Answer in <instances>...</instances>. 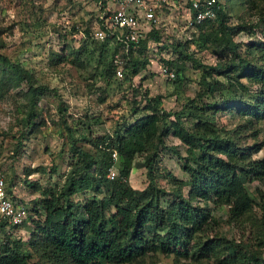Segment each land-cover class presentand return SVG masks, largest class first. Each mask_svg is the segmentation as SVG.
<instances>
[{
	"label": "rangeland",
	"instance_id": "374dc122",
	"mask_svg": "<svg viewBox=\"0 0 264 264\" xmlns=\"http://www.w3.org/2000/svg\"><path fill=\"white\" fill-rule=\"evenodd\" d=\"M221 2L228 26L244 24L247 28L252 27L253 31L247 29L230 35L229 46L216 45L209 38L202 39L200 32L206 36L214 31L217 20L203 28L188 43L186 51L207 66L221 64L222 60L229 62L235 59L238 62L237 55H240L249 62L247 73L251 64L261 63L264 0ZM98 11L97 0H0V54L30 75L33 85L45 87L44 93L36 100L33 115L29 117L28 83L24 81L13 88L3 82L2 70L5 67L0 64V177L4 178L14 197L29 206L24 224L9 233L24 243L32 255L30 261L39 260L34 250L38 248L37 237H40L38 227L46 217L41 201L57 196L67 177L80 163L81 156L76 154L75 148L92 158H100L103 152L106 153V145L111 143L116 129L125 130L127 125L150 113L145 108L147 100L142 97L144 94L151 98L159 97L158 115L188 109L191 99L195 100L194 105H211L209 109H203L204 117L211 125L232 136L240 147L260 145L259 152L250 160L264 158V121L251 126L237 114L238 108H242L239 99L252 102L256 86H251L250 91L238 88L237 94L224 91L226 101L218 93H205L198 97L197 94L203 91L201 71L190 61L183 63L180 86L160 75L156 63L150 60L147 68L129 82L117 76H107L112 47L98 42L93 36L99 20ZM163 56L165 60L173 58L179 62L178 55ZM238 70L227 65V73L218 78L224 80L230 74L237 78ZM241 81L248 83L245 78ZM224 102L228 105L234 103V106L225 108ZM184 118L187 119L185 123L191 126L193 120L186 113L182 116ZM173 119L171 116L167 121ZM186 150V146L171 133L161 135V141L154 138L146 152L134 157L129 185L136 190L147 186V171L138 163L151 153L157 155L153 162L159 187L169 191L173 179L187 184L189 176L182 169ZM121 165L118 157L114 169ZM246 187L260 202L258 190L264 196V184L247 180ZM187 189L185 185V193ZM106 190L104 187V192ZM104 192L85 190L74 195L73 199L82 207L94 196L103 197ZM208 209L216 219L215 229L198 234L193 243L205 241L207 237L225 238L243 250L262 240L260 228L264 227V212L260 207L254 206L251 215L241 224L227 220L226 206L209 204ZM112 213L115 209L108 208L106 214ZM5 234L0 235V245L6 240ZM191 255L192 251L187 257L179 258L150 252L133 264H215L212 258L194 259Z\"/></svg>",
	"mask_w": 264,
	"mask_h": 264
},
{
	"label": "trees",
	"instance_id": "16d2710c",
	"mask_svg": "<svg viewBox=\"0 0 264 264\" xmlns=\"http://www.w3.org/2000/svg\"><path fill=\"white\" fill-rule=\"evenodd\" d=\"M217 20L216 29L206 36L200 31L212 23L201 25L199 32L202 39L209 38L216 45L229 46L230 35L247 29L253 31L252 27L247 28L244 24L228 26L222 8L218 11ZM152 38L153 35H150L141 41L140 55H123L128 59L124 81H131L147 68L149 60L141 54ZM188 43L164 47H169L182 63L165 61L176 74L172 83L180 86L183 63L190 61L201 71L203 91L197 94L198 97L205 93H218L225 100L224 91L237 94L238 88L250 91L251 86H256L252 102L239 99L242 108H238L237 114L251 126L264 121V44L259 55L261 63L251 64L246 73L249 62L240 55H237L238 62L235 59L229 62L222 60L221 64L207 66L188 54ZM0 64L5 67L2 70L3 82L13 88L24 81L28 83L30 108L27 115L31 117L36 100L44 93L45 87L33 85L30 75L23 73L20 66L12 64L2 54ZM227 65L231 69H239L237 78L230 74L220 80L218 76L227 73ZM107 76H116L112 61ZM242 78L248 83L242 82ZM142 97L147 100L145 108L150 113L127 125L125 130L116 129L111 143L106 145V153L103 152L100 158H92L76 147V154L81 156L80 163L67 177L57 196L41 201L46 217L38 227L40 237H37L38 248L34 250L38 261H30V251L21 240L14 238L13 233H9L19 226L9 225L6 219L0 218V235L7 233L6 240L0 245V264H133L150 252L179 258L187 257L190 251L192 258H212L215 264H264V227L260 228L262 240L243 250L240 245L225 238L207 237L205 241L193 243L198 234L215 229L216 219L212 210L208 209L209 204L228 207L227 220L236 224L244 223L243 219L251 215L254 206L264 212L262 192L258 190V202L246 187L247 180L264 184V158L250 160L253 154L259 152L260 145L255 143L251 147H240L232 136L211 125L203 114V109H209L211 105H194L195 100L191 99L188 109L158 115L159 97L151 98L146 94ZM232 106L234 103L228 105L224 102L225 108ZM185 113L193 120L191 126L185 123L186 118L182 119ZM171 116L173 121H167ZM165 133H171L187 148L182 169L189 176L188 183L172 178L174 182L169 191L159 187L155 181L153 162L157 155L151 153L138 163L147 171L148 184L142 190L133 189L128 180L134 157L146 152L154 138L158 137L161 141V135ZM113 153L116 160L120 158L122 165L117 169L116 177L110 180L107 174L116 161ZM175 154L179 155L178 151L175 150ZM185 185L188 186L186 193L183 190ZM104 187L107 188L105 192ZM85 190L94 193L103 191L105 194L101 198L94 196L81 207L73 196ZM110 207L115 209V213L107 215Z\"/></svg>",
	"mask_w": 264,
	"mask_h": 264
},
{
	"label": "built area",
	"instance_id": "2783aa9c",
	"mask_svg": "<svg viewBox=\"0 0 264 264\" xmlns=\"http://www.w3.org/2000/svg\"><path fill=\"white\" fill-rule=\"evenodd\" d=\"M99 20L94 29L96 40L112 47V65L115 74L123 78L128 59L123 55H140L141 41L150 35L141 55L156 63L160 75L173 81L176 77L173 67L167 64L163 55H176L165 46L182 45L192 41L199 34L205 22L214 23L221 0H97ZM221 5V7H220ZM147 55H152L148 57ZM116 160V154L113 153ZM117 170L109 169L107 178L113 180ZM29 206L16 199L0 177V218L9 225L20 226L26 220Z\"/></svg>",
	"mask_w": 264,
	"mask_h": 264
}]
</instances>
